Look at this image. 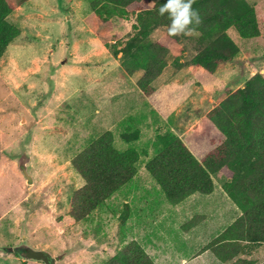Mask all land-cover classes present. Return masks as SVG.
Masks as SVG:
<instances>
[{
  "label": "rangeland",
  "instance_id": "obj_1",
  "mask_svg": "<svg viewBox=\"0 0 264 264\" xmlns=\"http://www.w3.org/2000/svg\"><path fill=\"white\" fill-rule=\"evenodd\" d=\"M6 1L11 7L6 20L18 29V35L0 56V264H43L27 259L26 248L46 251L54 264H95L100 258L90 251L102 243L118 245L123 229L119 216H133L138 210L133 202L140 204L143 198L147 202L140 204V210L146 219L139 221V230L164 245L165 253L173 254L174 264L178 253L184 256L200 248L232 222L226 209L238 206L217 187L210 195L185 196L178 219H166L171 207L144 164L158 150L156 135H175L171 129L186 132L195 123L196 119L191 123L187 119L179 126L176 116L185 105L173 107L187 89L202 88L204 102L210 95L208 86L241 80L250 69L264 78V0H245L254 7L258 35L241 38L228 28L226 34L237 52L212 72L191 61L196 34L166 42L170 36L164 28L149 33L150 41H165L167 48L166 64L155 84L162 80L178 86L164 91L170 98L161 101L158 110L167 122L156 120L151 133L134 130L142 120L131 115L148 105L133 81L142 71L126 74L120 66V49L133 32L134 15L123 20L111 17L101 24L92 20L87 0ZM83 54L89 59L78 58ZM74 65L79 72L72 71ZM49 105L53 106L38 114L41 119L36 121L35 110ZM105 131H110L116 149L123 143L121 138L135 141L128 147L138 153L136 177L84 220L74 222L68 215L69 201L83 181L70 158ZM123 199L129 203H122ZM197 214L206 218L200 221ZM191 217H198L193 220L199 222L183 231L180 226ZM256 245L252 253L239 257L259 264L264 259V243ZM200 257L204 264L227 263L209 251Z\"/></svg>",
  "mask_w": 264,
  "mask_h": 264
},
{
  "label": "trees",
  "instance_id": "obj_2",
  "mask_svg": "<svg viewBox=\"0 0 264 264\" xmlns=\"http://www.w3.org/2000/svg\"><path fill=\"white\" fill-rule=\"evenodd\" d=\"M149 1L87 0L92 20L101 24L111 17L123 20L134 15L133 32L120 49L123 54L120 66L126 74L142 71L135 86L146 96L153 90L151 82L166 64V42L188 38L170 36L166 42L150 41L149 33L157 27L167 32L170 21L167 14L158 15L165 0H155L152 5ZM192 7L199 12L202 23L196 27L197 41H190L194 42L191 61L208 72L231 61L237 52L226 34L228 28L232 27L241 38H253L259 33L254 8L245 0H195ZM10 10L7 1L0 0V56L18 35V29L6 20ZM221 108L222 114L217 112ZM215 114L223 119H201L184 141L171 132L156 135L158 150L144 168L171 205L192 193H210L213 189L210 174L221 172L225 176L222 191L236 203L240 214L203 249L210 250L220 262L252 264V260L239 255H247L256 244L264 243L263 76L259 72L252 74L207 116ZM213 135L219 142L215 146ZM205 138H209L206 147L201 145ZM137 159L138 153L132 147L119 150L112 145L110 131L80 149L70 158V165L83 183L71 194L68 215L74 221L84 220L134 176ZM125 217V213L119 216L121 224ZM193 218L198 217H191L181 227L196 224ZM100 264L154 263L136 241L130 240ZM259 264H264V260Z\"/></svg>",
  "mask_w": 264,
  "mask_h": 264
},
{
  "label": "crops",
  "instance_id": "obj_3",
  "mask_svg": "<svg viewBox=\"0 0 264 264\" xmlns=\"http://www.w3.org/2000/svg\"><path fill=\"white\" fill-rule=\"evenodd\" d=\"M79 57H80V59H84V60H88L89 59V56L87 54H83L82 56L78 55V58ZM73 67L74 68H72L73 69L72 71L79 72L78 71L79 67L77 68V67H75V65ZM183 70H186V69L184 68ZM198 71L199 70H197V72ZM214 72H216V71H214ZM256 72L257 71L255 70V68L254 69H250L247 72V76L245 78H242L241 80L230 81V84L225 83V81H223L222 83L220 82V83H218L215 86H208V88H211V90L208 91L210 93V95L208 96V98L204 99V102L202 101V98L204 96V95H202V90H203L202 88H195V89H190L189 88V89H187L186 92H185L186 95L182 99H179L174 106L172 105L173 103H171V107L172 106L173 107H175V106L176 107H178V106L182 107L183 105H185V107H184V109L182 111V114L176 116V119H179L178 120L179 126H182L183 124H185L187 122L186 121L187 119H190V120H188L187 123H189V122L191 123L192 119H196L195 123L193 125H191L188 128V130L191 129L201 119H223L221 117H218L219 116L218 114L209 115V116H206V114L210 110H212L214 107H216L221 101H223L227 96H229L237 88H241L243 86V82L247 78H249L252 74H254ZM213 73H211V74H213ZM139 76H140V74H139ZM139 76H137L135 78V80H133L134 84H135V81L137 80V78ZM160 77L161 76H157L151 82V86H152L153 90H152V92L149 95H147V96L143 95L137 89L138 92L144 96L143 97L144 100H145L144 102H146L148 105L143 110L139 109V107L141 105L136 107L135 109H139V110H134V112L131 114V115L134 116L135 120H138V121H139V119L142 120L140 123L138 122L139 124L138 123L136 124V127H135L134 130H136V128H138L140 132L144 131V133H146V132L151 133L154 130L155 126H154L153 123L156 120H159L160 123L167 122L166 121V116H164L161 113V111L158 110V109H160L162 107V104H160L161 101L168 100V98H170V97H168V94H166L164 91H169V89L171 87L177 88L178 86L177 85L176 86L169 85V83L164 82L162 80L157 81L158 83L155 84L156 80L160 79ZM155 87L159 88V89H156ZM205 92H207V91H205ZM156 101H157V103H156ZM165 104H167V103L164 102L163 105H165ZM51 106H53V105H49L47 107H40L39 109L35 110L36 117H34V118L37 119L36 121H39V119H41V117L40 118L38 117V114H42L43 112H45L46 108L48 110V109L51 108ZM222 108L219 109L217 112L221 113ZM169 109H170V106H169ZM166 110H167V108H166ZM151 122H152V124H151ZM173 128L176 129L178 127L175 126ZM171 130L173 132H175V135L179 139H181L182 141L184 140L185 136L189 132L188 130H186V132L182 131V132H180L178 134V133H176V131L174 129H171ZM212 138H213V141L215 143L214 145H217L218 140L216 139L217 138L216 135H213ZM121 140L123 141V143H121V145L117 146V148L119 150H124V149L128 148V146H130V144L131 145L135 144V141L125 142L122 138H121ZM201 145H203L204 147L208 146L209 145V138H208V140H207V138H205ZM149 158H150V156H147L146 160L149 159ZM135 174L131 178L133 181H134V178L136 177ZM210 178H211L212 185H213L212 191L210 193H208V194H201V195H210L211 193H213V191L216 189V187L220 189L222 183L225 181V176L219 171L210 174ZM194 194H199V193H192V194L188 195L187 198H191L192 196H194ZM223 194L226 197H228L224 192H223ZM131 199H133V197ZM183 200L180 201L177 204H174V205L168 204V206L171 207V209L168 210V213L166 215V219L173 220V219H176L181 214L180 208H181L182 203L184 202ZM146 202H147L146 199L143 198L142 202L140 203L141 206H142L143 203H146ZM122 203L128 204L129 200L123 199ZM140 204L138 203V201L133 202L134 208H136L138 210H136V212H135V214L133 216L128 215L127 216L128 218L125 217V219H124L122 224L120 223V225L123 226V229H122V234H121L120 240H119L120 243L118 242V245H116V246H112L111 245L110 246V245H107V244L104 245L102 243V244L97 245L98 247H96L95 249H92L90 251L93 256L100 258V260L97 263H95V264H100L103 261H106L107 259H109L120 247H122L123 244H125L126 242H128L130 240L136 241L140 245V247L143 249V251L148 255V257L151 259V261L154 264H174L173 263V256H172L173 254L170 253L169 255H167L165 253V251L167 249L165 248L164 245H158L157 243L154 242L153 239L152 240L149 239L150 235L142 234L141 233L142 230H139V225H140L139 221H142V220L146 219L145 213L140 210V209H143V207H141ZM233 206H234V204H233ZM231 209H232V211H231ZM226 210H229L230 211V215L233 216V219H231V221H233L240 214V211H239V209L237 207H229L228 206V208ZM197 215L200 217V219H201L200 221H202V220H204L206 218V216L204 214H197ZM218 216L219 215H216V219H218ZM74 222H77V221H74ZM198 222H196V224ZM230 223H228V225ZM196 224H194L193 226H191L189 228L194 227ZM180 228L183 231L184 230L186 231L187 229H189V228H185L184 229L181 226H180ZM198 247H196L192 251L190 250L191 252L189 251L188 254L184 255V256L180 255L178 253V255H177V260H178L177 264H204V263H202L200 256L202 254H204L205 252H207V251H209L211 253V251L208 250V249H203L204 245L201 246L200 248H198ZM249 255H251V254H249ZM248 259H250V258H248ZM250 260H252V259H250ZM262 261H260V262H262ZM221 263H223V262H221ZM78 264H81V262H79ZM87 264H91V263H87ZM226 264H231V263L227 262ZM252 264H254L253 260H252Z\"/></svg>",
  "mask_w": 264,
  "mask_h": 264
},
{
  "label": "clouds",
  "instance_id": "obj_4",
  "mask_svg": "<svg viewBox=\"0 0 264 264\" xmlns=\"http://www.w3.org/2000/svg\"><path fill=\"white\" fill-rule=\"evenodd\" d=\"M195 0H165L158 15L170 21L167 32L171 37L192 36L196 27L202 23L199 12L192 7Z\"/></svg>",
  "mask_w": 264,
  "mask_h": 264
},
{
  "label": "water",
  "instance_id": "obj_5",
  "mask_svg": "<svg viewBox=\"0 0 264 264\" xmlns=\"http://www.w3.org/2000/svg\"><path fill=\"white\" fill-rule=\"evenodd\" d=\"M25 257L27 259L41 261L43 264H54V259L46 251L43 250H34L31 248H26Z\"/></svg>",
  "mask_w": 264,
  "mask_h": 264
}]
</instances>
